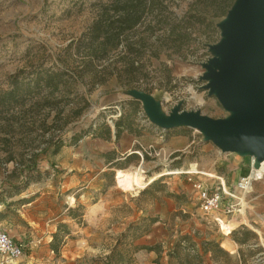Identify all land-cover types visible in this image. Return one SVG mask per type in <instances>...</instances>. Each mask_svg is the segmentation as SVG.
<instances>
[{
    "label": "rangeland",
    "instance_id": "1",
    "mask_svg": "<svg viewBox=\"0 0 264 264\" xmlns=\"http://www.w3.org/2000/svg\"><path fill=\"white\" fill-rule=\"evenodd\" d=\"M108 3L110 0H0V95L13 88L14 77L30 83L45 70L63 73L57 81L59 91L39 88L11 112L0 111V200H6L0 205L4 216L0 229L26 245L24 257L16 264H108L115 251L111 264H176L170 254L185 235L193 240L191 248L201 250L200 243L216 242L232 257L216 263L208 256L204 264H264V179L246 197L242 212L229 217L235 232L251 233L247 244L241 246L234 233L225 235L204 215L185 175L197 165L200 171L234 186L249 173L250 156L222 153L203 134L189 128L161 130L160 142L144 146L145 150L138 145L132 148L130 138L123 136V132L139 135L149 124L143 103L131 97V90L150 94L167 116L176 107L213 119L230 116L204 88L206 81L201 77L203 63L213 57L208 45L221 40L218 25L225 19L222 10L230 7L232 0L171 2L170 11L185 17L183 32L189 37L169 38V27H159L157 35L162 38L141 49L137 71H123L134 56L120 47L97 60L95 71L85 82H75L67 72L81 55L74 54L70 45L87 32ZM137 31V38L149 35L143 27ZM110 64L118 71L103 72ZM79 110L81 114L76 115ZM119 121L123 125L116 142L120 147L106 154L91 153L94 170L90 180L65 192L62 180L53 179L58 171L55 144L63 142L70 148L74 138L94 140L96 127L114 126ZM48 145L50 150L38 157V167L29 175L30 185L24 187L20 169L29 164L32 154ZM117 150L133 152L129 160L102 171L100 164L117 156ZM139 168L146 181L166 170L184 172L156 180V185L142 194L151 184L146 188L134 185ZM198 178L215 181L202 174L193 176ZM13 185L23 192L15 195ZM80 196H84L82 201L73 204L70 197ZM30 198L31 203H20ZM70 209H77V219L69 215ZM157 222L160 224L153 227ZM61 225H67L71 235L64 239L58 256L51 242ZM149 233L152 237L142 240ZM149 247L155 251L137 252V248Z\"/></svg>",
    "mask_w": 264,
    "mask_h": 264
},
{
    "label": "water",
    "instance_id": "2",
    "mask_svg": "<svg viewBox=\"0 0 264 264\" xmlns=\"http://www.w3.org/2000/svg\"><path fill=\"white\" fill-rule=\"evenodd\" d=\"M221 40L208 45L213 57L203 63L204 88L230 113L213 119L201 112L176 107L170 115L140 90L133 99L143 103L150 124L168 131L189 128L199 131L222 153L239 154L264 161V0H236L218 25Z\"/></svg>",
    "mask_w": 264,
    "mask_h": 264
},
{
    "label": "trees",
    "instance_id": "3",
    "mask_svg": "<svg viewBox=\"0 0 264 264\" xmlns=\"http://www.w3.org/2000/svg\"><path fill=\"white\" fill-rule=\"evenodd\" d=\"M173 1L175 0H110V3L104 4L98 18L91 24L87 32L84 33L78 41L71 43L70 49L72 50L74 47V54L81 55V59L75 61L67 74H69L75 82H85L87 76L95 71V62L116 52L120 47L124 48L128 56H134L129 62L128 67L123 70L125 73L131 74L139 69L137 61L140 57L141 49H146L150 46V41L154 44L162 38V36L157 35L159 27H169V38L177 36V39L181 40L187 36L189 37V34L183 32L185 17L177 16L170 11V3ZM235 1L236 0H232L230 7L228 6L226 9L222 10L224 18L228 15ZM170 20L173 21L171 22ZM138 27H143V32L149 33V35H140L137 38ZM184 28L187 29V27ZM153 55H157V53L154 52ZM109 69H112V73L115 70L118 71V68L113 64L104 66L102 71L107 72ZM62 76L63 73L45 70L44 72H40L30 83H25V81L19 80L18 77H14L12 81L13 88L0 95V111L5 113L11 112L14 108L22 105L25 99L39 88L59 91L60 86L57 81ZM80 114V110L76 112V115ZM122 126L120 121L115 124L117 138L121 133ZM80 140L79 138H74V143L77 144ZM63 147V142L56 143L53 154L57 155ZM50 148L51 145H48L40 152L32 154L29 164L24 167L22 166L20 172L23 176L24 187L27 188L30 185L31 177L29 175L31 171L37 169L38 157L41 154L47 153ZM155 185L156 182H153L142 194L147 193ZM11 188L15 189V195H19L23 192V188L21 187L13 185ZM32 201L33 198L23 199L20 200V203L25 205ZM2 203L6 204V200H0V205ZM7 205L9 207L11 206L9 203H7ZM69 215L73 219H77V209H70ZM2 217H4L3 214H0V218ZM62 228L64 229L65 236H61ZM232 233H234L236 243L241 246L247 244L251 234L248 231L243 233L234 231ZM70 235L71 232L67 225H61L58 231L53 234L51 249L58 256L63 246L64 239ZM191 246H194L192 238L189 235L182 236L176 242L170 257L176 264H204L208 256L216 263H224V260H231L232 258L229 252L224 250L221 245L216 242L204 241L200 243L201 250H196L195 248H191ZM144 249L150 252L155 251V248L149 247L137 248V252ZM191 251L194 252L191 253ZM115 256L116 251L108 257V264H111Z\"/></svg>",
    "mask_w": 264,
    "mask_h": 264
},
{
    "label": "crops",
    "instance_id": "4",
    "mask_svg": "<svg viewBox=\"0 0 264 264\" xmlns=\"http://www.w3.org/2000/svg\"><path fill=\"white\" fill-rule=\"evenodd\" d=\"M147 125H148L147 129L141 131L139 135H134V134L129 135L127 132H123V136L127 135L130 138V146H132V148L133 147L135 148L138 145L141 149L145 150L144 146H147L152 142L153 143L160 142L159 137L161 130L150 124V122ZM152 127H154V129ZM122 130L123 128L121 129V131ZM94 131L97 134L94 140H91L90 138H86V141H80L78 144H75L70 148L63 147L57 155H54V159L58 163L55 166L58 169V171L55 172V174L53 175V179L57 180L60 178V180H62L61 183L62 189L67 193L75 189L77 186H79L80 183L86 180H90L91 177L90 172L94 170L93 165H91L90 163V158L92 157L91 153L93 154L94 152L97 151L98 154H102V153L106 154L108 152L115 150L116 147H120V144L116 143L118 138H117V129L115 125L98 126L95 128ZM85 144L86 145L89 144L92 147L90 146L85 147ZM131 152L133 151L129 150L124 153H120L117 150V153H119L117 154V156L113 155L109 158V160L100 164L102 171L107 170V168L113 166V164H118L120 162L129 160L131 157L129 156L130 155L129 153ZM82 160H84V163L82 164L79 163ZM202 172H204L205 174ZM202 172L200 171L202 175L206 176L207 174H210L211 176L215 177L211 173L205 171ZM83 197L84 196H80L79 199H76L75 197H70V199H75V203H77V202H81ZM230 223L232 224L233 222L231 221ZM159 224L160 223L157 222L153 225V227ZM151 237L152 235H150L149 233V235L143 237L142 240H145V238L150 239ZM50 242L51 241H49V243Z\"/></svg>",
    "mask_w": 264,
    "mask_h": 264
},
{
    "label": "built area",
    "instance_id": "5",
    "mask_svg": "<svg viewBox=\"0 0 264 264\" xmlns=\"http://www.w3.org/2000/svg\"><path fill=\"white\" fill-rule=\"evenodd\" d=\"M253 172L251 164L250 172L240 177L234 186L228 185L222 177H212L215 181L211 182L193 179L197 174L185 175L189 176L188 181L198 197L204 215L224 231V227L229 224V217L242 212L246 197L253 192L255 184L262 181ZM25 250L26 245L23 242L16 241L8 231L0 229V264H16L24 257Z\"/></svg>",
    "mask_w": 264,
    "mask_h": 264
},
{
    "label": "bare ground",
    "instance_id": "6",
    "mask_svg": "<svg viewBox=\"0 0 264 264\" xmlns=\"http://www.w3.org/2000/svg\"><path fill=\"white\" fill-rule=\"evenodd\" d=\"M251 164L253 165V169H254V174H256L257 176H259V178L261 180L264 179V161L263 162H258L254 157H251ZM184 171L183 170H180L178 169L177 171H174V172H170V171H164L162 173H159V174H156L155 176L149 178L147 181L145 180V177L142 175L143 174V169L142 168H139L133 178V182H134V185L138 188H146L148 185L152 184L153 182H155L156 180L164 177V176H167V175H174V174H182ZM190 174L194 173V174H201L200 173V170L199 168L196 166V165H193L191 167V169L188 171ZM202 172V171H201ZM248 172V171H247ZM250 172V171H249ZM204 173V172H202ZM205 174V173H204ZM208 176L210 177H213L211 176L210 174H207ZM206 175V176H207ZM72 200V203L74 204L75 203V199H71ZM232 230H234V228H232V224L229 223L227 224L225 227H224V234L229 236L232 232Z\"/></svg>",
    "mask_w": 264,
    "mask_h": 264
}]
</instances>
